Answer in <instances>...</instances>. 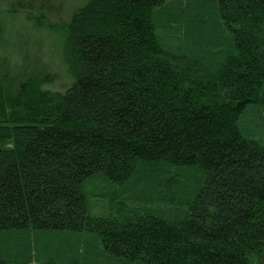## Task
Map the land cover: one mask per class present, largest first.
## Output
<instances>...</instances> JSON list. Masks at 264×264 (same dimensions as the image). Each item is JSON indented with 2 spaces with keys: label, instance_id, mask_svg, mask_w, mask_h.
<instances>
[{
  "label": "trees",
  "instance_id": "obj_1",
  "mask_svg": "<svg viewBox=\"0 0 264 264\" xmlns=\"http://www.w3.org/2000/svg\"><path fill=\"white\" fill-rule=\"evenodd\" d=\"M7 12L59 60L0 53V264H264V0Z\"/></svg>",
  "mask_w": 264,
  "mask_h": 264
},
{
  "label": "rangeland",
  "instance_id": "obj_2",
  "mask_svg": "<svg viewBox=\"0 0 264 264\" xmlns=\"http://www.w3.org/2000/svg\"><path fill=\"white\" fill-rule=\"evenodd\" d=\"M84 0H0V20L3 24L4 34L0 53L9 60V64H17L20 61H30L33 63L40 60L48 63L49 68H53L58 63V57L54 56L57 49V37L46 34L34 33L26 26L23 16L10 15L7 9L11 6H23L30 2L44 4L58 11L60 17H67L72 6L81 4ZM59 45V44H58ZM31 62V61H30ZM51 88V86H48ZM58 247L63 243L54 241Z\"/></svg>",
  "mask_w": 264,
  "mask_h": 264
}]
</instances>
